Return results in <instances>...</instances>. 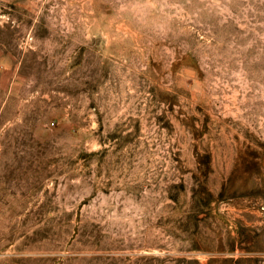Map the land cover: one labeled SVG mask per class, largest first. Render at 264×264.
Here are the masks:
<instances>
[{
	"label": "rangeland",
	"instance_id": "obj_1",
	"mask_svg": "<svg viewBox=\"0 0 264 264\" xmlns=\"http://www.w3.org/2000/svg\"><path fill=\"white\" fill-rule=\"evenodd\" d=\"M0 264H264V0H0Z\"/></svg>",
	"mask_w": 264,
	"mask_h": 264
}]
</instances>
